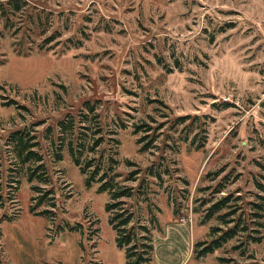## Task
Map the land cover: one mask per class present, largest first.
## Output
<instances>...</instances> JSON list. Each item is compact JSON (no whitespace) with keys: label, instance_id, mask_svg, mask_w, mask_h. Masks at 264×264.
Masks as SVG:
<instances>
[{"label":"rangeland","instance_id":"374dc122","mask_svg":"<svg viewBox=\"0 0 264 264\" xmlns=\"http://www.w3.org/2000/svg\"><path fill=\"white\" fill-rule=\"evenodd\" d=\"M8 1L0 0V264H125L108 192L87 186L75 163L91 157L78 149L87 126L101 129L93 157L114 155L123 177L126 160L170 169L161 186L142 189L148 202L124 199L141 223L158 219L153 264H180L184 253L182 264H264V229L244 257L230 251L235 240L192 256L218 225L201 222L210 205L202 199L219 198L211 193L224 175V192L245 201L264 185V0H21L26 8L3 16ZM183 116L199 120L176 124ZM145 136L154 148L140 152ZM169 229L185 235L186 249L163 238Z\"/></svg>","mask_w":264,"mask_h":264},{"label":"trees","instance_id":"16d2710c","mask_svg":"<svg viewBox=\"0 0 264 264\" xmlns=\"http://www.w3.org/2000/svg\"><path fill=\"white\" fill-rule=\"evenodd\" d=\"M26 6L27 3L24 1L11 0L1 5V13L5 16L8 12L7 7H12L14 10H21L22 7L26 8ZM84 119H87V117L85 116ZM190 119L193 122V120H199V117L195 116L191 118L190 116H183L177 117L174 121L176 124H184V122ZM83 129L87 131L89 127H80V142L78 149L82 150V152L87 150L86 152L91 154V157L84 167H80L78 160L75 163L79 166L81 173L89 175L86 182L87 186H90L91 183L94 182L99 184V191L108 192L109 202L105 206V210L109 215L108 223L115 232V243L117 248L124 251L125 264H153L154 244L152 232L155 230L161 233L162 231L158 219L154 214H151L148 224L141 223L139 218L135 217L134 212L130 210V207L127 206L124 199L142 197L144 190L150 189V180L154 182L152 184L157 183L161 186L163 176L171 175L169 167L166 163L158 161L157 164L153 163L151 166L142 169L135 165V163L126 160L124 163L125 166L131 169L123 177L122 173L117 172L116 166L119 164V161L114 155H109L108 158L104 154H99L96 158L93 157L96 154L97 148L101 145V138L95 139V137L98 136L97 134L101 132V129L97 128L92 131L89 129L91 134L83 131ZM135 129L136 131H134V133H138L142 130V126H137ZM146 138H148V136L142 137L137 141L139 145L141 144L139 148L140 152L148 151L151 146H153L151 145L153 139L143 143ZM90 139H92L91 147L84 148V144ZM202 147L203 143L200 142L197 144L196 149ZM24 149H26L25 146H23V150ZM23 150L20 153L22 157L25 153ZM28 161H30V158L26 157L23 165L28 163ZM40 161V158L37 156L32 160V162L36 163ZM91 171L92 173H90ZM220 174L221 173L217 174L211 180H215ZM229 177V174L224 175L222 177L223 183H218L212 189L211 195H218V199H202L203 206L206 204L210 205L204 209L201 222L204 224L212 218H215L218 225L209 228L207 234L208 239L197 241L193 244L192 256L195 260H200L208 255L214 254L232 240H235V243L230 247V251L238 252L240 257H244L249 245L260 244L263 240L264 185L256 182L258 190H260L261 193L255 196L256 200L245 201L242 195L239 194V191L224 192L226 184L231 183ZM120 178H122L121 181H119ZM39 180H42L41 176H39ZM130 181L137 182V187L122 184L123 182ZM36 188L38 187H33L34 192H36ZM222 193L224 194L220 195ZM37 194H39V192H37ZM45 194H47V192H44L42 195H36L40 196L39 198H31L33 202L38 199V202L34 203L33 207H31V213H34L35 208L41 205V200H43V195ZM142 198L145 202L149 201L147 196ZM46 213L50 212L45 210L35 214ZM69 231H73V229L70 228ZM248 258L251 262L246 264H258L251 256ZM216 260L222 264L234 262L232 259L223 257H217ZM233 264L237 263L234 262Z\"/></svg>","mask_w":264,"mask_h":264},{"label":"crops","instance_id":"0c3cea01","mask_svg":"<svg viewBox=\"0 0 264 264\" xmlns=\"http://www.w3.org/2000/svg\"><path fill=\"white\" fill-rule=\"evenodd\" d=\"M173 237L177 240L178 244L181 246L183 245V247L186 249V239H185V235H178L174 230H167L166 231V234L163 236V238L166 240V241H170V237ZM153 243H154V238H153ZM155 246V245H154ZM155 248V247H154ZM172 249V246L169 247V249ZM186 260V257H185V253H184V256H183V261L182 262H185ZM189 261V260H188ZM182 262L180 264H182Z\"/></svg>","mask_w":264,"mask_h":264}]
</instances>
